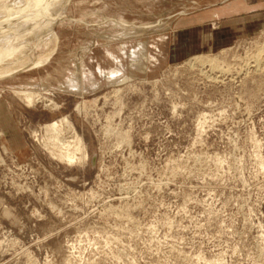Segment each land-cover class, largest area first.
Returning a JSON list of instances; mask_svg holds the SVG:
<instances>
[{
  "label": "rangeland",
  "instance_id": "374dc122",
  "mask_svg": "<svg viewBox=\"0 0 264 264\" xmlns=\"http://www.w3.org/2000/svg\"><path fill=\"white\" fill-rule=\"evenodd\" d=\"M3 5L0 264H264V0Z\"/></svg>",
  "mask_w": 264,
  "mask_h": 264
},
{
  "label": "bare ground",
  "instance_id": "6f19581e",
  "mask_svg": "<svg viewBox=\"0 0 264 264\" xmlns=\"http://www.w3.org/2000/svg\"><path fill=\"white\" fill-rule=\"evenodd\" d=\"M68 1L69 0H67V2ZM20 3H21V1H20ZM4 6L5 5H3L2 7H4ZM18 6H16V7H18ZM10 7L11 6H9V7H6L5 6V8L4 9H0V11L3 10V11H7L9 13V12H12L13 10H16V9H11L12 7L11 8ZM17 9L20 10V8H17ZM4 13H6V12H4ZM19 13L17 15H19ZM15 15L16 14L14 12V13L11 14V17L13 18V16H15ZM20 16H23V15H20ZM7 20H9V19H7ZM14 22H15V20H14ZM0 25H2V24H0ZM17 44H18L17 42H14L13 45H12V47L15 49L16 47H18ZM203 59L204 58H201V56H198V57L194 58L193 59V65H197L198 66V64H203V67H204L207 64L204 63ZM254 63H255V65L252 66L253 68H259V67H261L263 65V62L260 59H256V61ZM214 64H211L210 65V69L209 70L215 71L217 69ZM8 70H10L8 73H10L11 71H13V69L12 70L11 69H8ZM5 73L6 72L2 73L3 75L1 77L10 76V74H6L5 75ZM18 96L19 97L21 96V98L24 99L29 106H34L35 104L41 102L40 98L37 99L35 97V95H33L31 93H24V94H20ZM66 127L69 129L68 131L71 132V134H72V127L71 126H68L66 120H60V121H57V122H55V123H53L51 125L46 126V133H45L46 134V140H45V145L47 147H49V149H50L49 152L53 156V158L59 160L60 162L66 164L68 166H72V165L77 164V163H80L82 160L86 159V155L83 154L84 151H85V149H83L82 140L76 134H75L76 136L74 137L75 140L73 142H72V140H70V141L69 140L68 141L64 140L63 135L65 134L64 132H65V128Z\"/></svg>",
  "mask_w": 264,
  "mask_h": 264
},
{
  "label": "crops",
  "instance_id": "0c3cea01",
  "mask_svg": "<svg viewBox=\"0 0 264 264\" xmlns=\"http://www.w3.org/2000/svg\"><path fill=\"white\" fill-rule=\"evenodd\" d=\"M215 15L218 17V16L222 15V12L215 13ZM221 17L223 18V16H221ZM226 19H228V18H226ZM248 27H249L248 24H245V23L242 24V22H239V21H234V22L231 21V22L224 23L222 28L220 29V32L218 31L216 33V39H217L216 44L219 45V44H222L223 42H225L226 40L222 39L223 37H229L230 38L236 32H239L242 29L245 30ZM197 55H201V54H197ZM194 56H196V55H194Z\"/></svg>",
  "mask_w": 264,
  "mask_h": 264
}]
</instances>
